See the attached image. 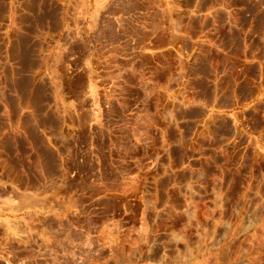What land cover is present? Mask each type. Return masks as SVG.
<instances>
[{
    "label": "rangeland",
    "instance_id": "obj_1",
    "mask_svg": "<svg viewBox=\"0 0 264 264\" xmlns=\"http://www.w3.org/2000/svg\"><path fill=\"white\" fill-rule=\"evenodd\" d=\"M165 1L0 0V264H264V0Z\"/></svg>",
    "mask_w": 264,
    "mask_h": 264
},
{
    "label": "crops",
    "instance_id": "obj_2",
    "mask_svg": "<svg viewBox=\"0 0 264 264\" xmlns=\"http://www.w3.org/2000/svg\"><path fill=\"white\" fill-rule=\"evenodd\" d=\"M188 3V2H187ZM202 1H201V5H199L200 7L202 6ZM165 4L167 5V15L169 16V20H170V18H171V20L173 19V21L175 22V19H176V9H175V6H176V4H175V2L174 3H172V1L171 0H167V2L165 1ZM190 5V6H189ZM185 4V10L184 11H186V10H193L196 6H198V4L197 3H195L194 5H191V4ZM96 17H97V13L95 14V16H94V18H93V21H95L96 20ZM171 36H169V38H170ZM174 37V36H173ZM170 40H171V42H170ZM174 42H175V39L173 38H171V39H169L168 40V47L169 48H175V45H174ZM170 81V80H169ZM91 85H93V91H94V93H95V91H96V87H95V85L94 84H91Z\"/></svg>",
    "mask_w": 264,
    "mask_h": 264
},
{
    "label": "bare ground",
    "instance_id": "obj_3",
    "mask_svg": "<svg viewBox=\"0 0 264 264\" xmlns=\"http://www.w3.org/2000/svg\"><path fill=\"white\" fill-rule=\"evenodd\" d=\"M43 33V32H42ZM38 35V34H37ZM42 42V41H41ZM43 44V43H42ZM43 55V54H42ZM59 55V54H58ZM60 61V60H59Z\"/></svg>",
    "mask_w": 264,
    "mask_h": 264
}]
</instances>
